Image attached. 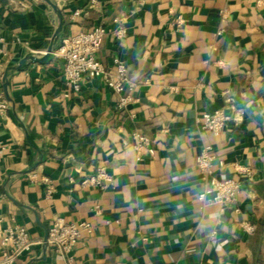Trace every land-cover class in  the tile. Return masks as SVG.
I'll list each match as a JSON object with an SVG mask.
<instances>
[{
    "label": "crops",
    "instance_id": "0c3cea01",
    "mask_svg": "<svg viewBox=\"0 0 264 264\" xmlns=\"http://www.w3.org/2000/svg\"><path fill=\"white\" fill-rule=\"evenodd\" d=\"M48 1L63 17L52 50L123 17L126 35H106L97 58L124 61L136 88L125 111L100 79L70 91L63 60L27 59L53 40L50 5L0 0V217L41 242L17 264H64L44 243L55 216L91 226L75 264H264V0ZM220 109L223 132L203 131L201 115ZM135 131L152 156L136 154ZM205 147L211 175L240 185L229 207L199 200ZM99 168L106 189L79 184Z\"/></svg>",
    "mask_w": 264,
    "mask_h": 264
},
{
    "label": "built area",
    "instance_id": "2783aa9c",
    "mask_svg": "<svg viewBox=\"0 0 264 264\" xmlns=\"http://www.w3.org/2000/svg\"><path fill=\"white\" fill-rule=\"evenodd\" d=\"M74 15H78V12ZM124 22L123 17H118L113 20L115 24L113 29L108 30L99 26L91 31H81L64 38L50 53L52 57L64 62L61 77L66 88L77 93L86 79H100L118 96L116 108L120 111H125L127 106L134 102L131 93L135 90L136 84L129 79L124 61L114 58L112 70L103 66L97 54L106 35L112 34L117 40L126 35ZM63 96L67 97L68 94L65 93ZM4 109L5 106L0 104V112ZM231 119L229 113L220 109L213 113H203L199 123L203 131L219 135ZM131 137V146L137 155L143 151L150 156L153 155L151 141L147 136L135 131ZM213 159L210 147H205L196 157V167L203 181L207 183L205 191L199 195V200L206 205L219 204L222 208L229 207L235 203L240 185L231 179L213 177L210 168ZM246 174L247 179L251 181V171L246 170ZM110 183L111 177L104 168H99L93 174L79 180L81 186L99 190L106 189ZM243 229L248 234L253 232V227L248 225H243ZM90 232L91 226L85 221L71 222L61 216H55L47 229L46 246L52 253L58 255L64 264H75L74 249L80 242L82 234ZM40 243L39 240L32 239L26 228L20 224L14 223L11 227H4L0 217V264H17L21 256L30 253L33 247Z\"/></svg>",
    "mask_w": 264,
    "mask_h": 264
},
{
    "label": "water",
    "instance_id": "95a60500",
    "mask_svg": "<svg viewBox=\"0 0 264 264\" xmlns=\"http://www.w3.org/2000/svg\"><path fill=\"white\" fill-rule=\"evenodd\" d=\"M46 2L50 5V7L53 9V11L56 13V15L58 17V27L55 31V34H54V37H53L51 44L49 45L48 49L45 52L44 57L41 59H38V58L33 57V56H30L27 58L29 61H32L34 63H41V62L45 61L50 56V53L52 52V46H53L54 42L56 41L57 37L59 36V34L62 30V26H63V17H62L61 12L50 1L46 0ZM46 239H47V233L44 236V243H46Z\"/></svg>",
    "mask_w": 264,
    "mask_h": 264
}]
</instances>
